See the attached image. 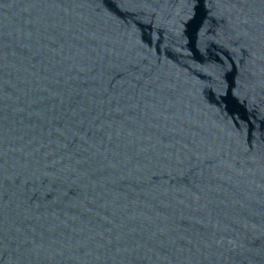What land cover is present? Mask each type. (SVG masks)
<instances>
[{
	"label": "water",
	"instance_id": "95a60500",
	"mask_svg": "<svg viewBox=\"0 0 264 264\" xmlns=\"http://www.w3.org/2000/svg\"><path fill=\"white\" fill-rule=\"evenodd\" d=\"M0 264H264V57L207 0H0Z\"/></svg>",
	"mask_w": 264,
	"mask_h": 264
}]
</instances>
